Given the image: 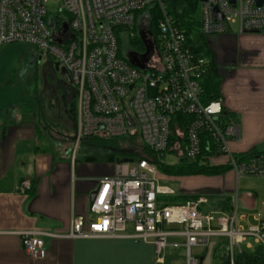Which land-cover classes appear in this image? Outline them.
Here are the masks:
<instances>
[{
  "label": "built area",
  "instance_id": "2783aa9c",
  "mask_svg": "<svg viewBox=\"0 0 264 264\" xmlns=\"http://www.w3.org/2000/svg\"><path fill=\"white\" fill-rule=\"evenodd\" d=\"M256 1L197 0L200 33L204 37L221 33L232 24L241 32L263 29L264 2ZM155 5L160 12L156 35L149 29ZM51 15L53 30L48 23ZM63 17L73 36L61 37ZM137 21L143 26L144 54L140 60L135 56V65L120 54L118 34L132 30ZM10 44L42 51L68 73L76 128L71 157L81 138L120 139L133 134L154 155L119 157L131 160L116 163L114 175L98 180L88 207L91 217H73L68 237L150 243L156 264H164L168 237H182L184 264H202L191 247L206 248L221 236L228 240L223 264H264V219L242 226L237 222L236 200L228 209H209L204 207L207 197L201 195L168 199L182 194L157 182L156 175L163 173L159 163L166 164L169 154L196 168L214 166L212 159L224 155L235 177H264V152L230 150L238 126L219 97L204 100L205 58L194 53L161 0H0V45ZM176 115L188 119L176 120ZM30 188L26 180L18 185L19 191ZM19 235L33 259L43 257L44 237L60 236L40 230Z\"/></svg>",
  "mask_w": 264,
  "mask_h": 264
},
{
  "label": "crops",
  "instance_id": "0c3cea01",
  "mask_svg": "<svg viewBox=\"0 0 264 264\" xmlns=\"http://www.w3.org/2000/svg\"><path fill=\"white\" fill-rule=\"evenodd\" d=\"M204 39L216 65L219 98L239 129L238 137L230 140L231 151L264 152V28L241 32L236 25H230L227 31L209 34ZM68 85L72 89L64 78L60 93L57 97L51 94L44 105L0 106V264H156L150 243L67 236L73 217H91L89 195L98 180L116 172L111 167L112 161L101 160L105 151L78 158L75 149L71 157L76 128L68 114L73 91ZM212 161L216 166H228L224 155ZM195 175L199 174L186 176ZM232 175L236 183L239 176L235 177L230 168L220 174L202 176L208 193L218 196V208L231 206L227 196L230 193H234L237 205ZM25 180L31 188L19 191V183ZM181 194L207 197L205 208L210 201L207 194L198 191ZM218 208L209 206V209ZM250 214L254 212L238 217L247 219ZM25 230L48 231L60 236L44 237L45 253L33 259L21 244L19 232ZM179 238L182 241L168 244L182 246L183 238ZM219 238L223 239L219 241ZM227 242L225 237H214L202 255H194L203 262L209 252V264L213 261L223 264ZM219 247L222 254L216 255ZM182 254L184 257V248Z\"/></svg>",
  "mask_w": 264,
  "mask_h": 264
},
{
  "label": "rangeland",
  "instance_id": "374dc122",
  "mask_svg": "<svg viewBox=\"0 0 264 264\" xmlns=\"http://www.w3.org/2000/svg\"><path fill=\"white\" fill-rule=\"evenodd\" d=\"M51 11L55 9L54 5L50 6ZM198 12V11H197ZM62 17L61 14H58ZM50 29L53 30L55 22L53 16L51 15L48 19ZM67 21L65 17L60 21V27L58 30L61 31V37L73 36L74 34L68 33ZM231 26H234L232 24ZM143 26L137 21L135 27L121 31L118 34V45L120 54L133 61L139 59L143 53V44L141 43ZM133 33L135 37L140 39L141 44H135L132 41L130 33ZM145 41V38L143 37ZM59 42L60 39H57ZM143 42V41H142ZM146 42V41H145ZM140 60V59H139ZM64 76L61 75L60 71L54 69V62L42 51L35 50L26 44H10V45H0V106H7V108L14 107L20 103L28 104L31 106H36L37 103H43L51 94H56L61 91L62 83L64 82ZM69 87V85H68ZM69 90L72 89L69 87ZM73 94V91L70 92ZM43 98V99H40ZM55 98V97H54ZM71 100V99H70ZM73 104L70 105V108ZM72 110V109H71ZM71 110H69V116H71ZM72 118V116H71ZM128 137V136H127ZM68 139V138H66ZM69 140V139H68ZM230 143V141H229ZM69 144V142H68ZM63 145H65L63 143ZM123 150H131L127 144V139L125 138H106L100 137L94 138H81L76 145L78 158L82 157L83 154L92 153L94 155H100L99 151H107L110 148L119 146ZM230 150H232L229 144ZM233 152V151H232ZM133 157H137L136 152H132ZM236 154V152H233ZM82 159V158H81ZM177 156L169 154L165 156V163L168 165H174L177 162ZM103 163V162H102ZM111 167L116 168L115 161L110 162ZM115 174V172H114ZM203 175L195 176H178V175H166L158 172L156 175L157 182L162 185H167L173 188L175 191L181 193L182 191H198L202 195L208 196L210 199L209 206L212 208H218L216 203L218 196L211 195L208 193V188L204 187L205 180L202 178ZM206 179V178H205ZM210 179V178H209ZM211 178L210 181H212ZM232 188L237 189L238 200H237V222L242 223L246 227L248 225H254L257 223V219H264V177L260 176H239L235 183V178L232 175L231 179ZM253 195L251 196V194ZM250 194V195H249ZM230 202L233 204L235 200L234 193H230ZM206 205V208L209 206ZM254 212L250 214L247 219L239 220L238 215ZM178 228V226H176ZM223 238L217 240L221 241ZM168 243H176L182 241L179 237H168ZM243 246V245H242ZM182 246L169 244L164 252V262L165 264H184V257L182 254ZM205 248L203 247H191L192 254L202 255ZM208 252V251H207ZM222 250L219 247L216 250V255H221ZM209 252L202 264L208 263ZM212 264H217V261H213Z\"/></svg>",
  "mask_w": 264,
  "mask_h": 264
},
{
  "label": "trees",
  "instance_id": "16d2710c",
  "mask_svg": "<svg viewBox=\"0 0 264 264\" xmlns=\"http://www.w3.org/2000/svg\"><path fill=\"white\" fill-rule=\"evenodd\" d=\"M166 7V12L168 15L171 16L173 23L182 29L186 36V41L188 42L191 49L194 51L195 54L200 55L205 58L206 62V70L202 76V89H203V98L206 101L211 99H216L219 97V78L216 73V65L213 62L212 54L206 46V41L204 36L200 33L199 30V12L198 11V2L197 0H161ZM160 18V12L155 5L152 8V15L149 23V29L153 34H157L158 32V20ZM132 41H137L135 44H141L140 39L133 36L131 37ZM143 44V43H142ZM142 44L140 46H142ZM144 49V45L142 46ZM73 110V108H72ZM176 120L184 121L188 119V116L176 115L174 117ZM128 147L131 150H123L119 146L114 148H110L104 153H102L101 160H110L114 161L116 158L123 157V156H131L133 157L132 152H136L138 156H145L146 158H153L154 155L152 151L148 148L142 146L139 142V138L137 134H133L131 136L126 137ZM256 150H249L247 152H255ZM135 158V157H133ZM160 169L163 174L166 175H194V174H206V175H215L223 173L224 171L228 170V166H210V167H203V168H196L192 165V163L187 162L183 159L179 160L174 165H168L159 163ZM197 197V195L193 194H182L177 195L174 197H170L168 199L171 200H178L183 201L188 198ZM223 209H228L229 206L224 205ZM248 257V256H246ZM251 259V258H250ZM238 262H240V258H238ZM247 262V261H246Z\"/></svg>",
  "mask_w": 264,
  "mask_h": 264
},
{
  "label": "water",
  "instance_id": "95a60500",
  "mask_svg": "<svg viewBox=\"0 0 264 264\" xmlns=\"http://www.w3.org/2000/svg\"><path fill=\"white\" fill-rule=\"evenodd\" d=\"M264 2V0H257L256 3L258 5L262 4ZM214 15L216 17H218L219 19H221V15L217 12L216 9H214ZM133 64L137 65L134 61H132ZM54 69L56 71H60L61 75H63L65 77V79L70 82V79H69V75L68 73L65 71V69L63 67H59L58 63H54ZM127 121H128V124L131 125L132 124V121L129 119V117H127ZM131 159H128V158H122V159H118L116 158L114 161L115 163H119V162H126V161H130ZM94 195H95V190L93 192L90 193L89 195V203L92 202L93 198H94ZM201 260V259H200Z\"/></svg>",
  "mask_w": 264,
  "mask_h": 264
}]
</instances>
